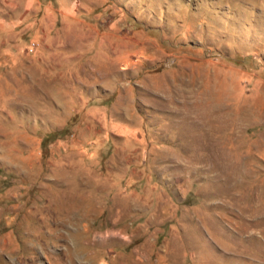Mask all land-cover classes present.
Returning a JSON list of instances; mask_svg holds the SVG:
<instances>
[{"label": "rangeland", "instance_id": "rangeland-1", "mask_svg": "<svg viewBox=\"0 0 264 264\" xmlns=\"http://www.w3.org/2000/svg\"><path fill=\"white\" fill-rule=\"evenodd\" d=\"M0 264H264V0H0Z\"/></svg>", "mask_w": 264, "mask_h": 264}]
</instances>
